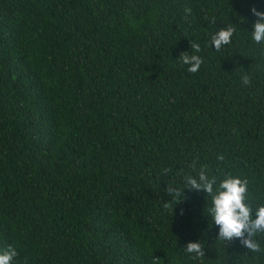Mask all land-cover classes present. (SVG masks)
Returning a JSON list of instances; mask_svg holds the SVG:
<instances>
[{
    "label": "trees",
    "instance_id": "trees-1",
    "mask_svg": "<svg viewBox=\"0 0 264 264\" xmlns=\"http://www.w3.org/2000/svg\"><path fill=\"white\" fill-rule=\"evenodd\" d=\"M252 7L264 0H0V252L14 247L13 264H264L217 239L211 196L166 191L206 166L214 187L246 178L264 204ZM227 26L232 43L216 51ZM182 52L202 57L197 72Z\"/></svg>",
    "mask_w": 264,
    "mask_h": 264
},
{
    "label": "clouds",
    "instance_id": "clouds-1",
    "mask_svg": "<svg viewBox=\"0 0 264 264\" xmlns=\"http://www.w3.org/2000/svg\"><path fill=\"white\" fill-rule=\"evenodd\" d=\"M184 11L187 15L191 14L192 9L186 7ZM251 12L257 17L253 23L254 30L251 31V38L256 44L264 45V11L252 7ZM234 33V27L220 28L212 36L211 46L214 45L216 51H220L223 46L232 43ZM190 47L197 53L201 50L200 45L194 41L191 42ZM179 59L183 64L189 65L187 70L190 73L197 72L203 63L202 57L195 54L189 55L187 52H182L179 55ZM250 82L249 76H242L243 84L248 85ZM218 159L222 160L223 156H218ZM165 171L169 170L166 169ZM248 184L249 181L246 178L227 176L220 181L218 186L214 187L216 178L214 176L210 178L207 174L206 166H202L197 177L192 175L184 177L185 186L182 189L168 185L166 191L174 203L184 199L182 196L184 188L202 191L206 195L211 196V207L208 208V213L212 222L219 228L217 239L224 242L239 239L240 243L250 253L264 254V248L255 239L258 234L264 233V204L253 207V204L248 199ZM184 249L189 254H195L194 259L205 256L200 242H188ZM17 256V250L9 245L0 252V264H13ZM158 259L154 257V264H157Z\"/></svg>",
    "mask_w": 264,
    "mask_h": 264
}]
</instances>
